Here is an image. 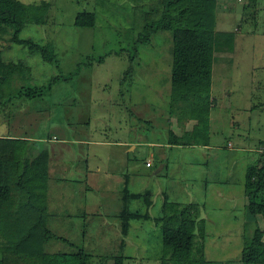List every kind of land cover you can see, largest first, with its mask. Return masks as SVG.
Listing matches in <instances>:
<instances>
[{
    "label": "rangeland",
    "instance_id": "obj_1",
    "mask_svg": "<svg viewBox=\"0 0 264 264\" xmlns=\"http://www.w3.org/2000/svg\"><path fill=\"white\" fill-rule=\"evenodd\" d=\"M46 1L47 22H27L19 36L51 44L56 62L46 63L13 44L11 31H0L2 59L31 68L24 83L47 86L59 77L41 96H16L0 106V135L37 140V148L49 152L47 225L63 241L51 240L46 251L71 252L81 245L92 255L91 264H114L110 255H124V264H159L160 224L136 217L128 221L127 235L121 233L117 215L128 185L133 192H151L150 206L143 196L127 202L129 210L150 217L162 216L165 197L203 203L206 257L238 262L255 224L246 223L245 171L260 158L258 142L264 141V0L250 6L249 0H217V29L235 41L230 54L213 63L208 148L164 145L154 148L151 159L149 144L125 154L115 141L164 143L168 129L182 133L195 125L169 112L171 33L159 32L134 48L143 13L159 8V0ZM79 11L93 12L95 27L76 26ZM129 66L132 77L122 82ZM100 139L110 143H93ZM161 161L167 166L156 173ZM197 187L201 193L192 190ZM256 219L262 229L263 217Z\"/></svg>",
    "mask_w": 264,
    "mask_h": 264
},
{
    "label": "trees",
    "instance_id": "obj_2",
    "mask_svg": "<svg viewBox=\"0 0 264 264\" xmlns=\"http://www.w3.org/2000/svg\"><path fill=\"white\" fill-rule=\"evenodd\" d=\"M256 2L249 0L247 5ZM216 5L217 0H159V8L143 13L144 24L140 27L134 48L137 49L139 43L149 44L151 36L159 32L171 33L169 112L186 121H195L193 129L181 135L168 129L169 144L185 147L209 144L210 112L214 106L211 92L213 63L219 61L222 54H230L235 41L229 31L217 29ZM50 8L51 3L46 0L39 3L0 0V31H11L13 44L27 47L46 63L52 64L57 61V56L51 44L19 36L27 22L46 23ZM95 20L93 12L79 11L74 24L93 28ZM30 72L27 64L5 62L0 51V106L12 102L16 96L25 99L41 96L59 79L54 77L47 86H32L24 83L30 80ZM131 72L129 66L121 81L131 79ZM15 82H21L22 86L15 85ZM14 88L18 89L17 92ZM36 143L37 140L31 138L0 135V264H91L92 255L81 245H75L71 252L46 251L51 240L62 239L56 237L47 225L49 152L46 148H37ZM261 147L260 158L246 168L244 194L248 200V211L264 220V141L260 142L259 149ZM140 196L145 197L148 206L152 204L149 191L129 194L125 190L121 198L123 207L118 218L124 236L128 233L130 219L148 218L157 226L160 224L162 247L157 259L159 264H224L225 261L209 259L205 255L206 231L201 205L168 202L165 197L162 216L150 217L148 212H131L128 209L127 202ZM263 237V231L258 227L253 229L250 237H245L239 262L264 264ZM108 257H113L114 264H124V255Z\"/></svg>",
    "mask_w": 264,
    "mask_h": 264
},
{
    "label": "crops",
    "instance_id": "obj_3",
    "mask_svg": "<svg viewBox=\"0 0 264 264\" xmlns=\"http://www.w3.org/2000/svg\"><path fill=\"white\" fill-rule=\"evenodd\" d=\"M211 92H212V88H211ZM213 96V95H212ZM213 98V97H212ZM214 99H215V97H214ZM192 121V120H191ZM195 122V121H194ZM193 129V128H192ZM191 129V130H192ZM171 130H173V129H171ZM190 130V131H191ZM174 131V130H173ZM184 131L185 132H188L189 130L188 129H184ZM175 132V131H174ZM176 134H182L181 132L179 133V132H175ZM7 135V134H6ZM13 137V136H12ZM23 138V137H22ZM25 138V137H24ZM167 139V138H166ZM150 140H142L141 141V139H138V138H136V137H132V138H128V141L127 142H116L115 141V143H116V146H120V147H123V150H125L126 151V149L128 150V152H125L124 151V153L125 154H127V153H129V152H131V151H133V150H135L136 148H137V146H141V145H146V144H149L150 145V148H152L153 149V151L149 154V157H150V159L151 158H154L155 157V154H154V152H155V150H154V148H156V147H160L161 149H163V148H165V146L164 145H166V148H167V146L170 148V146H173L174 144H169V143H167V141H165L164 143H151V142H149ZM210 141V140H209ZM260 142H262V141H259L258 142V146L260 145ZM93 143H95L96 145H108V143H110V141H104V140H102V139H100V140H95V142H93ZM209 145V144H208ZM208 145H205V146H203V147H206V148H208ZM131 146H133V147H131ZM177 146H179V145H177ZM180 146H182V145H180ZM129 147H131V149H129ZM257 148V147H256ZM256 150V149H255ZM159 155H162V154H160V153H158ZM84 154H83V152H82V156H83ZM85 156H86V154H85ZM85 156H83L82 158H84ZM258 157V156H257ZM147 162V161H146ZM151 164V163H150ZM147 167H152V164L151 165H146ZM166 166H167V164H166V161H161L160 162V164H159V168H158V170L156 171V173H158V172H160V171H162L164 168H166ZM107 169H105V171H106ZM108 173V172H107ZM191 182H194V183H196V181L195 180H192ZM125 184H126V182H125ZM210 186V185H209ZM128 188V185H126L125 186V188H123L122 190H121V198L123 197V195H124V191L126 190V192H128L129 194H134V193H141V192H137V191H130L129 189H127ZM195 193H201V188H199V187H197V188H194V189H192ZM204 191H206V192H208V179L206 178L205 179V188H204ZM150 194H151V192H150ZM245 195V194H244ZM205 196V195H204ZM246 197V196H245ZM150 198V201H151V196L149 197ZM247 202H248V200L246 199L245 200V207H246V210H245V212H246V218H247V222L246 223H248L249 225H250V227H252V224L253 223H255L256 224V222L258 221L257 219H256V216L255 215H253V214H251L249 211H248V209H247ZM199 205H201V204H203V203H198ZM205 210V209H204ZM121 211H122V209L120 210V212L118 213V215L117 216H120V214H121ZM129 211H131V210H129ZM131 212H134V211H131ZM201 212V211H200ZM201 217H204V215H206L205 214V212H202L201 213ZM260 216V215H259ZM119 220H120V218H119ZM255 224H254V226L252 227V231H253V229L254 228H256L255 227ZM261 226V225H260ZM262 227V231H263V234H264V224H263V226H261ZM259 228V227H258ZM263 240H264V237H263ZM224 264H233V263H231L230 261H228V260H226L225 262H224ZM235 264H242L241 262H236Z\"/></svg>",
    "mask_w": 264,
    "mask_h": 264
},
{
    "label": "built area",
    "instance_id": "obj_4",
    "mask_svg": "<svg viewBox=\"0 0 264 264\" xmlns=\"http://www.w3.org/2000/svg\"><path fill=\"white\" fill-rule=\"evenodd\" d=\"M260 150H263V147H261ZM146 165H151V164H150V161H147V162H146Z\"/></svg>",
    "mask_w": 264,
    "mask_h": 264
}]
</instances>
